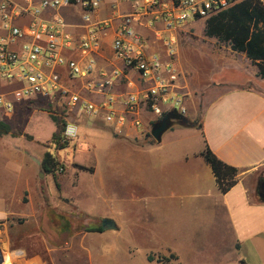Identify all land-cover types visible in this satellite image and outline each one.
I'll return each instance as SVG.
<instances>
[{
	"label": "crops",
	"instance_id": "crops-1",
	"mask_svg": "<svg viewBox=\"0 0 264 264\" xmlns=\"http://www.w3.org/2000/svg\"><path fill=\"white\" fill-rule=\"evenodd\" d=\"M62 15L73 33H83L77 27L82 17L79 8L65 9ZM213 47L209 48V67L214 72L207 82L193 73L184 78L192 93L212 97L199 125L181 126L172 121L160 143L128 142L142 149L135 172L139 202L148 215L145 227L151 248L147 261L151 254H170L183 264L181 256L186 254L195 257L188 264H264V198L260 196L264 79L245 54ZM102 55L99 67L111 69L116 61L109 40ZM41 103L45 102L16 104L10 115L0 110V123L11 127L9 132H0V264H93L95 252L78 246L79 239L91 234H69L55 226L52 218L35 211L33 197L43 192L35 177L48 153L49 140L36 139L29 125ZM18 130L21 134L14 135ZM115 134L140 139L135 131ZM30 144L35 146L34 156ZM206 147L240 171L237 184L225 194L202 156ZM44 219L49 224L46 228L40 226ZM114 221L116 230L92 234L112 241L107 249L111 254L121 249L115 241L123 228ZM132 246L130 242L128 249Z\"/></svg>",
	"mask_w": 264,
	"mask_h": 264
},
{
	"label": "built area",
	"instance_id": "built-area-1",
	"mask_svg": "<svg viewBox=\"0 0 264 264\" xmlns=\"http://www.w3.org/2000/svg\"><path fill=\"white\" fill-rule=\"evenodd\" d=\"M244 1L0 0V110L41 100L55 111L63 100L117 134L145 137L166 114L187 112L179 32ZM69 8L80 9L83 33L62 15ZM108 40L111 69L98 61ZM77 138L78 126L67 123L63 141Z\"/></svg>",
	"mask_w": 264,
	"mask_h": 264
},
{
	"label": "rangeland",
	"instance_id": "rangeland-1",
	"mask_svg": "<svg viewBox=\"0 0 264 264\" xmlns=\"http://www.w3.org/2000/svg\"><path fill=\"white\" fill-rule=\"evenodd\" d=\"M205 30L206 20L188 24L179 32L177 46L178 64L184 76L193 73L201 82H207L214 72L209 67V48L215 46L213 50L216 51L230 48L227 43L207 37ZM150 40L154 38L150 37ZM155 49L160 50V47L155 46ZM182 81L185 86L184 79ZM181 92L184 95L188 126L197 127L203 109L212 97L192 93L186 86ZM38 107L39 111L35 113L36 117L30 123L29 130L36 139L49 140L45 146L58 165L51 173H45L43 168L37 170L40 173L35 177L36 186L42 188L43 192L33 197L35 211H39L43 218H52L55 226L66 229L69 234H91L79 239L78 246L83 244L86 250L95 252L93 264H150L146 259L151 248L145 227L148 215L139 202L140 190L135 172L138 154L142 149L128 142L144 145L150 140L155 141L151 128H146L145 137L134 140L116 135L102 119L87 117L79 113L77 108L66 105L63 100L55 111L46 102ZM55 116L59 117L63 125L73 123L78 126V138L61 142L66 145L64 149H60L59 144L53 140V134H61L63 131V125L58 127L53 122ZM21 132L18 130L14 135ZM122 137L126 139H115ZM30 148L35 149V146L30 144ZM34 151L29 152L36 155V149ZM24 200L27 201L26 195ZM103 219L116 220L123 227L115 241L121 249L115 254L107 250L112 245L107 236H92L100 233L97 229L101 227ZM47 222L42 220L40 226L46 228L49 226ZM130 242L133 245L131 250L128 249ZM149 256L153 258L151 264H178L174 255ZM181 258L183 264H188L195 257L184 254Z\"/></svg>",
	"mask_w": 264,
	"mask_h": 264
},
{
	"label": "trees",
	"instance_id": "trees-1",
	"mask_svg": "<svg viewBox=\"0 0 264 264\" xmlns=\"http://www.w3.org/2000/svg\"><path fill=\"white\" fill-rule=\"evenodd\" d=\"M205 33L209 38H216L227 43L232 51L245 54L258 68V77L264 79V2L245 0L235 7L209 18L206 20ZM53 118L58 127L63 125V122L58 119L59 117ZM186 121L187 123L183 121L177 123L181 126H188L187 118ZM65 125L66 123L63 125L61 134L53 135V140L55 144H59L60 149L66 148V145L61 143L64 142L62 136ZM3 130L9 132L11 127L1 122L0 132ZM202 156L212 168L220 191L223 194L229 192L239 180V169L221 161L208 147L203 151ZM57 165L52 154L48 152L42 164L43 171L51 173ZM97 232H103L102 226L97 229ZM148 261L152 262L153 258L149 256Z\"/></svg>",
	"mask_w": 264,
	"mask_h": 264
},
{
	"label": "water",
	"instance_id": "water-1",
	"mask_svg": "<svg viewBox=\"0 0 264 264\" xmlns=\"http://www.w3.org/2000/svg\"><path fill=\"white\" fill-rule=\"evenodd\" d=\"M172 121H183L187 123L186 117L179 114L177 111H172L166 114L160 121L156 122L152 126L151 135L155 141L159 143L162 141V135L169 129ZM260 196L264 198V184L261 185ZM101 225L103 231H112L117 229V225L112 219H103Z\"/></svg>",
	"mask_w": 264,
	"mask_h": 264
},
{
	"label": "flooded vegetation",
	"instance_id": "flooded-vegetation-1",
	"mask_svg": "<svg viewBox=\"0 0 264 264\" xmlns=\"http://www.w3.org/2000/svg\"><path fill=\"white\" fill-rule=\"evenodd\" d=\"M262 184H264V178H262L261 180H260V190H261V185Z\"/></svg>",
	"mask_w": 264,
	"mask_h": 264
}]
</instances>
